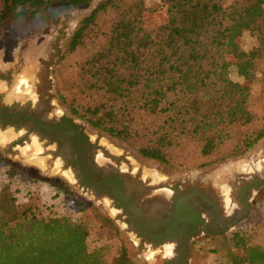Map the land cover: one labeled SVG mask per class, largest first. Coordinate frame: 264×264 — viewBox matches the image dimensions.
<instances>
[{"label":"trees","instance_id":"1","mask_svg":"<svg viewBox=\"0 0 264 264\" xmlns=\"http://www.w3.org/2000/svg\"><path fill=\"white\" fill-rule=\"evenodd\" d=\"M92 1L0 0V30L9 21L36 30ZM144 3L101 0L79 21L56 63L59 99L91 127L175 171L243 156L264 138V0H162L165 18L151 27L140 22ZM247 32L258 44L229 61L232 43ZM232 68L242 81L232 80ZM0 170L7 179L0 189V264H108L104 245L88 246L90 224L46 216L39 201L19 203L11 182L23 170L1 157ZM233 237L241 253L229 264H264L263 246L240 232ZM111 264L134 263L121 248Z\"/></svg>","mask_w":264,"mask_h":264},{"label":"rangeland","instance_id":"2","mask_svg":"<svg viewBox=\"0 0 264 264\" xmlns=\"http://www.w3.org/2000/svg\"><path fill=\"white\" fill-rule=\"evenodd\" d=\"M101 0H93L90 4L66 10L59 15L56 23H47L34 30L25 23L9 21L0 30V96L8 102L24 101L40 90L45 97L48 89L52 107L57 113H64L85 125L93 139L107 153L121 160L127 166L134 168L141 174L152 178L168 177V181L189 179L200 181L209 179L215 184L216 194L232 193L234 198L237 188L232 186L239 176L254 170V174H264V138L259 140L248 152L238 158L228 159L224 162L210 166L189 170L175 171L161 163L142 157L138 151L127 142L108 135L100 129L91 127L83 119L71 114L58 96V82L55 74L56 63L65 52L68 42L80 20L86 17ZM146 10L140 22L151 27L165 18V9L162 0H144ZM62 22H66L65 35L59 30ZM123 28L127 33L133 30L132 20L126 19ZM57 37L59 55L54 49ZM258 44L257 37L247 32L232 43V53L229 61L242 56ZM46 61L47 64H44ZM230 77L234 81H242L235 69H231ZM42 76V77H41ZM43 78V79H42ZM259 78V76H258ZM259 82V81H258ZM253 92H260V83L252 86ZM253 109L256 104L252 102ZM5 135L9 140H1L0 157L3 161L23 170L22 177L11 182V188L19 203H33L39 201L44 215H71L82 218L91 225L88 237V246L91 250L104 245L105 262L111 264L113 258L121 248L126 249L130 260L134 264H163L165 254L155 248H140L136 246L138 239L124 228L123 223L117 219L114 209H111L106 199H99L88 193L85 189L73 182L66 171H63L59 160L51 157L48 151L41 147L36 138L32 137L23 145H11L15 135L8 129ZM18 136V134L16 135ZM48 154V155H45ZM55 161V163H53ZM262 167V169H260ZM256 168L260 169L257 170ZM67 173V174H66ZM247 175V174H246ZM217 182L219 186L216 187ZM7 183L4 171L0 170V189ZM67 191L69 194H65ZM68 195V196H66ZM223 197V195H222ZM254 206L250 214L226 233L213 238H204L200 245L192 250V264H216L220 258L221 264L230 263V255L241 253L235 248L233 235L240 232L248 243L263 240L264 237V189L256 194ZM71 199V202L69 201ZM87 204L81 210L75 202ZM223 203V202H221ZM226 203H228L226 201ZM228 206V205H227ZM228 209V207H226ZM109 220L113 225L109 226Z\"/></svg>","mask_w":264,"mask_h":264},{"label":"flooded vegetation","instance_id":"3","mask_svg":"<svg viewBox=\"0 0 264 264\" xmlns=\"http://www.w3.org/2000/svg\"><path fill=\"white\" fill-rule=\"evenodd\" d=\"M47 92L45 89L43 97L37 90L24 101L11 103L0 96V137L12 129L11 145L36 138L43 152L59 160L74 183L94 197L106 199L124 228L138 239L136 246L164 253V247H169L171 253L163 255V264H192V250L204 238L218 237L244 220L253 209L256 194L264 189V174L250 170L232 183L237 194L234 198L228 193L226 203L225 193L216 194L215 184L207 178L169 182L168 177L144 176L107 153L84 124L58 114Z\"/></svg>","mask_w":264,"mask_h":264},{"label":"water","instance_id":"4","mask_svg":"<svg viewBox=\"0 0 264 264\" xmlns=\"http://www.w3.org/2000/svg\"><path fill=\"white\" fill-rule=\"evenodd\" d=\"M67 27V25H66V22H62V28L59 30V32H61L62 34H63V36L65 35V31H64V29ZM60 40V37H57V39H56V44L54 45V49H56L57 50V54L56 55H59L60 53H61V50L59 49V47H58V41ZM262 184H264V180L262 181ZM182 209V211H185V209H186V211H187V207L185 208V207H183V208H181ZM184 209V210H183ZM180 210V209H179ZM179 213V212H178ZM183 213V212H182ZM167 264H173L172 263V261H170V263H167Z\"/></svg>","mask_w":264,"mask_h":264},{"label":"bare ground","instance_id":"5","mask_svg":"<svg viewBox=\"0 0 264 264\" xmlns=\"http://www.w3.org/2000/svg\"><path fill=\"white\" fill-rule=\"evenodd\" d=\"M1 135V134H0ZM7 138H6V135L5 134H2V136H1V140H6ZM67 174V173H66ZM226 201L227 202H229V197H228V194H226ZM167 246V245H166ZM164 248H166L165 249V253H167V254H169L170 255V253H171V249L169 248V247H164Z\"/></svg>","mask_w":264,"mask_h":264},{"label":"crops","instance_id":"6","mask_svg":"<svg viewBox=\"0 0 264 264\" xmlns=\"http://www.w3.org/2000/svg\"><path fill=\"white\" fill-rule=\"evenodd\" d=\"M255 244H259V245H261V246H263V247H264V237H263V240H262V241L255 242ZM216 264H220V261H217V263H216Z\"/></svg>","mask_w":264,"mask_h":264}]
</instances>
